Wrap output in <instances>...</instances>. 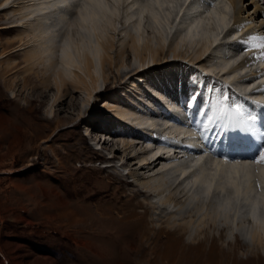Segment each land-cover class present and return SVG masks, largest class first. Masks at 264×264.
<instances>
[{
  "label": "bare ground",
  "instance_id": "bare-ground-1",
  "mask_svg": "<svg viewBox=\"0 0 264 264\" xmlns=\"http://www.w3.org/2000/svg\"><path fill=\"white\" fill-rule=\"evenodd\" d=\"M34 1L30 4L27 14L22 15L21 11L23 10L21 8L13 13L21 15L16 24L5 23L0 26L1 30L7 31H12L15 28L26 30L27 28L24 27L30 26L31 30L29 32L33 34L32 38L30 33L24 35L23 31H20V33L14 35L13 39L0 41V70L3 71L2 74L4 75L2 77L3 86L11 91L12 98L18 96L17 91L13 89V86L18 82L16 80L24 85L33 84V88H35L33 89L34 99L49 95L51 88L57 89L61 95H57L47 105V116L51 119L55 118L59 110L56 108V104L58 106L63 102L64 99L62 98L65 95L70 96L74 92L77 93L80 88L87 89L90 97H94V93H96V96L103 93L99 86V75L97 73L98 62L96 60L98 57L102 69L106 65H109L111 69H113L114 64L117 67L121 66L125 63V58L131 59L132 55L142 57L143 64L134 69V75L138 76V80H142V75L139 72L160 65L162 59L164 62L169 63L179 62L193 66L191 63L193 62L196 65L203 66L204 62L211 56V48L213 46L218 48L224 44L222 41L220 43L221 37L219 36L221 32L225 30L229 36L232 31V28H229L232 11L229 9L230 7H227L228 5L226 7L220 5L222 0H216L217 5L211 4L212 0H189L187 5L183 4L182 0H83L74 2V4L72 0ZM12 2L14 1L0 0L2 10L6 11ZM258 2L259 0L256 1V3ZM126 3L129 4L125 6ZM122 6L126 13L122 16V20L124 24L130 27L129 36L132 44L131 47L123 46L114 62V59L109 58L108 54L110 48L114 46L113 42L109 38L103 37L104 41L103 43L100 41L101 44L96 38L98 39V34L100 36V34L109 31L106 29H111L110 24L112 25L118 19L117 16L120 14ZM191 6L195 9L193 11L199 14L196 17H194V13L192 15L189 13ZM72 8L75 9L74 13L70 12L68 14L67 11L72 10ZM262 11L264 13L263 9ZM121 15L123 14L121 13ZM2 16V19L7 17L4 14ZM176 22L179 23V26L174 29ZM108 26L110 28H107ZM243 27L245 29L244 33L234 44L242 41L246 43L247 49L255 48L248 54L252 56L259 51L254 45V40L251 39L256 35L250 31L251 26L248 27L244 24ZM107 32L106 35H108ZM146 32L152 34L154 39H158L156 46L151 41L141 42ZM171 35H176L172 52L173 60H169L167 57L169 49L166 48L164 43L166 37ZM230 44L231 47L234 45L233 43ZM102 46L105 49V52L102 51L103 53L101 52ZM184 47L186 48L185 52L183 51ZM197 47H200V51L196 53L197 56L194 58L185 56L186 52L191 53ZM230 49L225 52V55H222L226 60L223 67H220L222 68L221 71L216 72L219 76L222 74L221 78L225 75H233L232 80H227L228 83L221 82V78L218 82L217 75H213L210 69L205 68L204 73H209L204 76L208 80L206 86L197 87L193 89L192 93V89L185 88L184 84L180 83L182 87L180 88L179 97L177 94H173L172 91L170 92L173 96L171 98L168 97L169 91L163 89L162 95L159 97V104H163V107L155 113L150 110L140 112L135 107V103L130 101V97L127 98L129 102L127 101L128 103L124 104L120 96L127 97V93L121 90L119 97H115L116 101L107 107L114 113L113 117L118 118L124 124L106 122L101 120L99 116L97 117L99 119L95 120L98 123L97 127L101 126L109 130L108 134L110 136L114 133L120 135V141L116 140V142L106 136L107 131L105 130L103 131V134H105L104 139L100 136L95 139L98 140L97 144L102 141L103 145L119 142V146L114 145L110 153L114 154V157H117L118 153H122L120 161L124 159V162L120 166L124 171H127V175L117 174L120 175L121 180L126 181L125 186L130 184L127 179L132 178L135 184L133 196L143 194L150 200L145 201L147 206L142 201L131 203L132 200H130L123 203L117 213L121 214L118 216L120 218L118 220L119 224L129 225L132 221L144 222L143 227L139 230L140 233L133 234L135 242L139 241V237H141V243L137 242L138 245L145 244V246L153 245L164 248L152 252L154 257L148 259L152 264H162V262L163 264H181L186 257L182 256L178 250L169 252L165 249L181 246L193 247V251L200 248V255L197 254L193 264H211L210 259H212V264H225L226 261L232 259L225 248L230 247L234 242L231 239L232 237L230 238L232 235H229V231L236 229L239 233H236V238L243 236L250 239V243L245 245L246 264H264V164L256 163L249 157L229 158L223 156L220 159V150L224 149V142L221 143L220 150H217L219 153L215 154L216 157L210 156L208 154L210 150L208 148L204 149L198 140L199 138H197L199 129L194 130L190 121L182 117L184 111H182V107L184 106L185 109V103L188 101L191 103L186 97L191 93L197 95L198 92L200 100L203 96V90H206V88L212 91L210 94L213 99L212 103L219 101L224 104L226 110L220 112L225 116H228L227 112L230 104L223 99L224 95L229 94L228 91L224 90V86L225 88L229 87V97L237 102V106H241L243 101L240 96L239 100L235 99L238 97L236 96L238 93L239 95L247 94L250 97L258 88L256 92L259 95L254 93V97L260 100L264 98V92L262 91L264 84H258V81L254 82V76L257 75L258 71L252 70L251 73L248 71L242 74L249 68L245 64L249 56L242 59L240 51L231 49V52ZM147 53H149L150 58L148 62ZM188 59L190 63L187 62ZM75 64H79V68L83 67L88 80L87 77L76 71H74L75 77L72 78L73 80L67 78L69 75L65 76V72H73L72 69ZM259 64H261V67L263 66L261 71H264V60ZM79 68L78 71H80ZM195 72L194 74H192L193 71L192 73L188 72L187 76L189 77L192 74L190 81L199 82V76ZM10 76L11 78L7 79ZM261 78L260 81H264V75H261ZM209 80L212 84L209 83ZM182 82L184 83V81ZM196 82L192 83L196 85ZM238 82L243 84V90L240 89L241 85ZM173 83L170 87L172 90L175 89ZM199 84L201 85L200 82ZM132 85H135L134 82L129 86ZM230 85H233V87L231 88ZM155 91L156 89L153 92ZM194 95L191 99H195ZM72 98L70 99V106L74 105ZM212 103H209L211 107L207 111L218 110V107H215ZM203 108L205 107L203 106ZM259 113L257 118L264 119V113ZM157 116H160L165 122L167 121V123H161V127L164 128L163 131H169L168 137L165 136L166 142L159 140L161 137H155L156 130L154 131V128L159 125L155 126L153 119ZM220 119L227 120L226 117ZM209 122H211L210 124H216L213 119L207 122L208 125L205 121H201L202 124L207 125V127L204 124L201 126V129L204 128L206 132L203 130L201 131L202 134L209 135L207 133L211 130ZM219 122L221 123V121ZM223 124H225L224 121ZM130 125L134 128L133 130L128 129ZM215 128V132L210 131L209 133L211 135L215 134L216 137L220 128ZM172 135L178 139L182 137V139H175ZM121 137H131L133 140L135 137H139L138 139L147 147L142 151H137L134 141L126 138L122 139ZM169 140L175 142L171 143ZM218 143L220 142L217 139L214 144L217 145ZM225 158L231 162L226 163ZM141 208L144 209L143 215L139 211ZM149 210L152 212L151 218L144 220L142 217ZM200 214L204 222L195 229L192 221ZM126 217L131 220H125ZM219 222H222L223 225L221 226ZM213 230H217L218 233H212ZM233 264H235V259H233Z\"/></svg>",
  "mask_w": 264,
  "mask_h": 264
},
{
  "label": "rangeland",
  "instance_id": "rangeland-1",
  "mask_svg": "<svg viewBox=\"0 0 264 264\" xmlns=\"http://www.w3.org/2000/svg\"><path fill=\"white\" fill-rule=\"evenodd\" d=\"M11 1L14 2L10 3L6 11L2 10L0 5V26L5 23L16 24L21 15L13 13L21 8L23 10L21 11L22 15H25L29 12L30 4L35 2L34 0ZM256 1L224 0L223 3L220 2V5L222 4L224 7L228 5L227 7H230L229 9L232 11L229 28H238L244 24L248 27L251 26L250 31L258 38L253 42L259 51L252 56H249L248 52L245 54L240 53L242 59L245 56L251 58L258 54L264 56V15L260 13L263 8L262 3H256ZM128 4L126 3L125 6ZM193 10L195 9L191 6L189 8L191 15L193 13L194 17L199 15ZM74 11L73 8L71 13H74ZM3 14L7 17L2 19ZM125 14L122 6L120 14L117 16V23L115 21L116 24H110L111 29H106L109 30L108 32L105 30L108 35L104 31V34L102 33L100 36L98 34V39L96 38L102 43L104 41L103 37H107L113 42L114 46L110 48L108 54L109 58L114 59V62L118 57L119 50L123 46L131 47L132 44L129 36L130 27L124 24L122 20V16ZM177 26H179V23L176 22L174 29ZM24 28L27 29L15 28L12 31L0 29V41L11 40L20 31H23L24 35L30 33V26ZM30 36L33 38L32 33H30ZM219 37H221L220 43L222 41L225 44V41L228 42L229 40L228 33L225 30L221 32ZM152 38V34L146 32L141 42L151 41L156 46L158 39ZM166 38L164 43L166 48L169 49L167 57L169 60H173L172 52L176 35ZM222 46L211 48V56L204 62V67L193 62H191L193 66H190L187 63L164 62L162 59L160 65L139 72L142 75V80H138V76L134 75V69L143 64L142 57L132 55L131 59L125 58L123 65L117 67L114 64L113 69L109 68V65L102 69L98 57L96 60L98 62L97 73L99 75V86L103 93L99 96L94 93V97H90L87 89L80 88L77 93L74 92L70 96L65 95L62 98L64 99L63 102L58 106L56 104V108L59 110L54 119L48 118L47 105L57 95H61L57 89L51 88L49 95L34 99L33 89L35 88H33V84L24 85L16 80L18 82L13 86V89L17 91L18 96L12 98L11 91L3 86L2 77L4 75L2 74L3 71L0 70V264H152L148 260L154 257L152 252L164 248L153 245L145 246V244L138 245L137 242L141 243V237H139V241L135 242L133 234L140 233L139 230L143 227L144 222L132 221L129 225L119 224L118 220L120 218L118 216L121 214L117 213L120 211L121 205L130 200H132L131 203L142 201L145 206H147L145 201L150 200L143 194L133 196L135 184L132 178L127 179L130 184L125 186L126 181L121 180L120 175L117 174L127 175V171H124L120 166L124 162V159L120 161L122 153H118L117 157L110 153L114 145L119 146V142H116L120 141V135L114 133L110 136L108 129L101 126L97 127L98 123L96 121L100 118L106 122L124 124L118 118L113 117L114 113L107 107L116 101L115 97H119L122 91L127 93V97L120 96L124 104L129 102L127 98L130 97V101L135 103V107L140 112L150 110L155 113L163 107V104H161L162 106L159 104L162 90L170 91L173 82L174 88L179 93L181 92L182 84L180 83L182 81H184L183 84L188 85V89H192L193 93V89L201 87L199 82L206 86L204 81L207 78L203 79L202 75L198 73L202 69L204 71L205 68L210 69L213 75H217V80L220 82L219 78L222 74L219 76L217 73L221 71L222 68L220 67H223L226 60L222 55H225V52L230 49L228 45ZM200 47H197L193 52L190 51L191 53L186 52L185 56L194 58L197 56L196 53L200 51ZM254 49L249 48L247 50L250 53ZM104 50L102 46L101 52H105ZM221 50L223 52L220 53ZM232 50L235 51V49ZM232 50L230 49L231 52ZM183 51H186L185 47ZM147 55L148 62V59L150 60L149 53ZM261 61L260 59L255 62L254 66H249L242 74L248 71L251 73L252 70L256 71L255 66L257 65L258 68H256L259 69L261 66L259 62ZM187 62L190 63L189 59ZM78 65L75 64L72 73L70 71L64 73L66 77L69 75L68 79L75 77L74 71L87 77L83 67H80V69ZM78 68L83 73L78 71ZM192 71L193 73L196 71L195 74L197 73V76H199V82L190 81ZM188 72L192 73L189 77L187 76ZM126 74L129 75L126 76ZM230 75L222 76L221 82L225 81L226 83L228 79L232 80L233 75ZM9 78L11 76L7 79ZM51 79L53 80V77ZM209 81L212 84L211 80ZM256 81L258 80L255 78L254 82ZM132 82L135 85L129 86ZM192 82H196V85ZM257 83L259 84L260 81ZM189 84L193 86L191 87ZM240 85V89L243 90V84ZM230 87L232 88L233 85H230ZM228 88L224 86V90L230 94ZM155 89L156 91L153 92ZM172 91L175 94L176 90L175 92ZM211 92V89H204L202 98L197 101L212 103ZM229 94L226 96L230 99ZM226 96L224 95L223 99ZM236 96L238 97L235 99L239 100V93ZM171 97L173 96L169 94V98ZM71 98L74 101L72 106H70ZM129 104L133 105L132 103ZM212 104L218 107L219 111L226 110L224 104L219 101H214ZM182 108V111H185L186 106L185 109L184 106ZM98 116L99 118H97ZM153 121H155V126L159 125L154 128V131L156 130L154 134L159 137H168L169 131L164 132V128L161 127V123H167V121L162 120L160 116L155 117ZM205 123L208 125L207 122ZM205 123L203 124L206 125ZM129 128L130 130L134 129L131 125ZM105 130L107 131L106 136L114 141L117 140L115 143L112 141L114 144L103 145L102 141L97 144L98 140L95 138L100 136L104 139L105 134H103V131ZM172 137L178 139L174 135ZM121 138L131 139V137ZM138 138L135 137L131 141H134L137 151H142L147 145ZM180 139L182 137L178 140ZM45 140L46 142H44ZM181 161L183 162V160ZM107 163H110V166L105 167L104 165ZM139 211L143 215L144 209L141 208ZM151 213L149 210L142 218L149 220ZM201 217L200 214L192 221L195 229L204 222ZM124 219L131 220L129 217ZM219 224L223 225L222 222H219ZM212 233L217 234L218 231L213 230ZM236 233H238L237 229L229 231L234 245L225 247L228 255L232 258L230 261H226L225 264H233V259H235V264H246L247 262L245 259V245L250 243V239L243 236L236 238ZM192 248L181 246L165 249L169 252L178 250L182 256L186 257L181 264H193L194 258L196 259L197 254L201 251L200 248H196V251H193ZM209 262L212 264V259Z\"/></svg>",
  "mask_w": 264,
  "mask_h": 264
},
{
  "label": "snow or ice",
  "instance_id": "snow-or-ice-1",
  "mask_svg": "<svg viewBox=\"0 0 264 264\" xmlns=\"http://www.w3.org/2000/svg\"><path fill=\"white\" fill-rule=\"evenodd\" d=\"M182 3L187 5L189 4V0H182ZM82 12L84 11L83 9L81 10ZM251 39L255 40L258 39L257 37H252ZM230 118L232 120L231 124H223V125H219L216 127L219 128H228V127H242V128H247L248 130H252L254 131V128H252L251 124L249 123L250 121V117L248 116H243V115H239V116H233L230 114ZM205 127H207V125H205ZM256 163H260V164H264V150H261L259 152V154L255 157V159H253ZM225 162L226 163H230L231 161H229L228 159L225 158ZM257 187H259V185H257ZM210 190V189H209Z\"/></svg>",
  "mask_w": 264,
  "mask_h": 264
}]
</instances>
